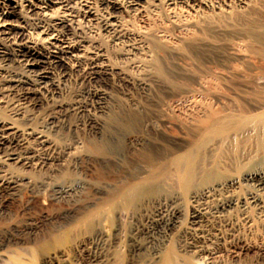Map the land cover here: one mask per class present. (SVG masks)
<instances>
[{"label":"bare ground","instance_id":"obj_1","mask_svg":"<svg viewBox=\"0 0 264 264\" xmlns=\"http://www.w3.org/2000/svg\"><path fill=\"white\" fill-rule=\"evenodd\" d=\"M165 1L163 16L169 26L180 32L171 38L164 27L157 30H137L135 34L142 40L143 48L136 62L146 80L140 82L139 86L146 88L150 86L148 83H152L167 90H181L180 93H185L183 96L186 97L187 94L186 98L189 97L190 108L194 107L196 114L200 116L189 109L190 113L184 110L188 114L187 118L178 123H174L172 117L171 120H156L154 112L152 115L145 106L137 105L136 108L128 107L112 114L107 132H101L102 126H93L92 132L100 136L93 147L97 155L102 157L100 160L104 163L121 161L126 169V183L121 191L114 193L113 200L143 194L149 195L148 202L152 200L157 204L165 200V197H151V194L161 193L168 188L172 190L176 185L189 187L198 174L209 178L217 173L219 165L216 161L220 157L211 161V167H197L198 153L205 150L208 143L211 147L208 146L206 150L214 151L215 148L224 150L230 146L236 149L238 142L240 145L243 142L241 139L249 141L248 143L254 140L256 148L251 149L254 152L257 149L258 153L264 151V0ZM160 2L162 0H99V6L95 4L96 9L92 7L90 0H0V65L15 62L21 66L20 72L13 74L0 70V102L4 94L13 93L12 96L17 95V98L33 107L39 105L44 96L56 95L54 87L57 86V80L66 76L71 63L81 62L82 59L89 61L90 78L95 81H100L104 75L113 71L106 63L101 49L87 50L86 45L78 39V22L74 23L72 20V13L76 14L75 6L78 7L82 20L89 22L97 19L100 14L103 17L104 31L112 30L118 37H125L129 31L124 28L122 14L137 16L147 10L151 11L152 7H160ZM205 62L219 65V70L217 67L206 66ZM235 62L240 63L241 67ZM86 72L89 75L90 71ZM57 75L60 78L57 79ZM206 77L209 81L213 78L230 84L237 81L245 88L240 89V92H237L238 89L235 90L236 93L233 92L237 97L234 100V95L225 93L227 90L215 88L214 85L218 86L220 82L213 81L214 85H209ZM179 78H189L197 87L192 88L188 84L186 87L182 84L179 86L176 83ZM237 86L241 88L239 85L231 88ZM95 97L100 102L105 99L101 93H97ZM197 98L203 101H198ZM205 100L210 101L206 103ZM58 107L62 108V105L58 104ZM9 119L0 117V215L6 212L8 195L12 196L20 186L30 189L43 183H37L20 172L24 167L37 168L36 166L42 167L46 163L45 159L42 158V161L37 157V147H33V144L45 146L42 148L48 150L52 148L53 151L56 145L42 132L25 130L23 125H17L14 120ZM175 128L180 129L182 142L174 135ZM216 137L219 140L215 139L217 142L211 143ZM180 147L181 152L177 150ZM232 150L229 151L233 152ZM119 152L122 153L120 156ZM75 154L77 158H83L87 153ZM223 161L222 163L226 162ZM244 176L247 179H257L258 182L263 181L264 170ZM235 182V178H230L215 186ZM83 187V183L79 181L53 183V197L69 198ZM199 190L192 192L190 199L207 196L213 187L205 186ZM251 198L255 199L253 196ZM177 223L178 217L174 214L173 217L156 222L152 228L154 232L160 229L170 231ZM133 239L131 248L134 253L139 254L148 247H142L141 242ZM11 243L20 242L13 241L0 228V264H33L27 259L30 248L21 246L7 249ZM152 245L147 257L149 260H155L157 264H176L171 246L164 248L163 243Z\"/></svg>","mask_w":264,"mask_h":264},{"label":"rangeland","instance_id":"obj_2","mask_svg":"<svg viewBox=\"0 0 264 264\" xmlns=\"http://www.w3.org/2000/svg\"><path fill=\"white\" fill-rule=\"evenodd\" d=\"M90 1L92 7L97 9L99 0ZM159 4L160 7H152L151 11L137 16L122 14L124 28L131 32L125 37H118L112 30L104 31L100 14L89 22L82 20L75 6L76 14L72 13V20L78 22V39L86 45L87 50L101 49L113 71L100 81H95L90 78L89 61L82 59L81 62L70 64L65 77L56 76L60 79L54 87L57 92L53 95L55 97L44 96L47 98H42L39 105L33 107L21 101L17 95L12 96L13 93L1 97L0 117L14 120L17 125H23L25 130L42 132L56 144L53 151L52 148L48 150L42 148L45 146L32 143L33 147H37L36 150L34 148L37 157L45 159L46 163L37 168L24 167L20 172L37 183H43L30 189L20 186L15 193L13 191L12 196L8 195L6 212L0 215V228L13 241L20 243H11L8 248H4H30L27 259L33 264H157L147 257L153 243H163L164 248L172 247L176 264H264V180L258 182L257 179L244 176L264 170V151L258 153L256 149L254 152V140L248 143L241 139L245 143L240 145L238 142L239 149L230 146V149L226 148L228 150L215 148L216 151H207L208 143L207 148L198 153L197 167H211L220 157L216 161L219 165L217 173L210 176L211 179L198 174L186 188L176 185L172 190L168 188L161 193L151 194V197H165L162 202H148L149 195L143 194L127 199H112L114 193L121 191L126 183V169L121 161L111 164L101 161L102 157L93 148L100 136L92 132V127L99 125L102 126L101 132H107L112 114L120 109L136 108L137 105L145 106L152 115L154 112L156 120L172 119L174 123L186 119L188 114L185 111L189 109L193 114L197 113L194 107L190 108V99L186 98L187 94L183 96L185 93L181 94V90H167L152 83H148L150 86L146 88L139 86L140 82L146 80L136 62L143 48L142 40L135 34L137 30L164 27L171 38L180 32L169 26L163 16L166 1L162 0ZM204 64L219 70V65ZM220 69L222 71L223 67ZM0 70L13 74L20 72L21 66L7 62L0 65ZM86 71H90L89 75ZM207 79L212 86L213 81L220 82L213 78L211 81ZM184 80L179 78L176 83L184 87L186 84L197 87L191 79ZM222 82L218 86L215 84V88L227 90L225 93L234 95V98L231 97L234 100L237 99L235 90L240 92V89L245 88L237 81L231 84ZM235 85L241 88L237 86L232 89L231 86ZM97 93L103 95V102L95 97ZM210 100L205 101L207 103ZM169 113L173 116H169ZM173 133L180 142L183 141L180 129L175 128ZM215 139L219 140L216 137L211 143ZM30 142L33 141L30 139ZM231 149L233 152H230ZM177 150L181 152V147ZM77 152L87 154L77 158ZM121 154L119 152V156ZM222 160L226 162L222 163ZM230 178L236 179L235 184L215 186ZM78 181L84 187L73 193L72 197H53V183ZM205 186L213 187L211 193L195 200L190 199L192 192H198ZM173 213L178 217L176 227L170 231L160 229L154 232L152 227L156 222L173 217ZM133 238L141 242L142 247L148 246L144 247L147 250L134 253L131 248Z\"/></svg>","mask_w":264,"mask_h":264}]
</instances>
